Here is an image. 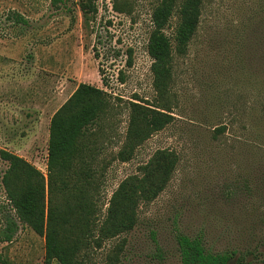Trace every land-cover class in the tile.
I'll list each match as a JSON object with an SVG mask.
<instances>
[{
	"label": "rangeland",
	"instance_id": "obj_1",
	"mask_svg": "<svg viewBox=\"0 0 264 264\" xmlns=\"http://www.w3.org/2000/svg\"><path fill=\"white\" fill-rule=\"evenodd\" d=\"M127 1L128 12H119L113 0H96L86 22L81 0L60 9L52 0H0V151L48 177L51 119L81 83L104 87L102 69L112 105L92 145L98 224L119 184L157 150L176 151L179 162L133 230L101 247L96 232L90 237L86 264L116 253L117 264H181L178 232L202 235L214 252L238 251L230 264H264V0H204L187 53L174 57L173 122L121 162L129 102L158 100L147 46L159 0ZM14 12L29 23L10 19ZM177 24L178 13L166 29L172 39ZM7 168L0 158V172ZM13 227L12 241H0V264H46L45 238L21 223L0 183V238Z\"/></svg>",
	"mask_w": 264,
	"mask_h": 264
},
{
	"label": "trees",
	"instance_id": "obj_2",
	"mask_svg": "<svg viewBox=\"0 0 264 264\" xmlns=\"http://www.w3.org/2000/svg\"><path fill=\"white\" fill-rule=\"evenodd\" d=\"M113 2L115 10L128 12L127 0ZM203 3L204 0H159L154 7L147 48L152 58L153 86L158 100L149 102L135 98L129 102L126 137L116 155L119 161L132 160L142 144L173 122L167 97L174 77V57L187 53L201 22ZM62 4L65 0H52L57 9ZM81 9L89 22L90 13H98L96 0H81ZM176 13L178 24L172 39L166 29ZM10 19L29 23L16 12ZM132 64L130 55L127 65ZM100 71L104 87L81 83L51 119L48 177L20 155L4 149L0 151V158L8 163V168L0 172V183L21 223L45 238L46 264L54 261L86 264L83 251L88 248L90 237H95V232V243L101 247L103 240L133 230L139 221L141 206L154 201L166 189L179 162L176 151L157 150L146 164L140 166L138 173L119 184L103 221L98 224L93 194L92 145L96 126L112 105L108 80L103 70ZM119 75L124 81L122 70ZM14 232L13 227L0 241H12ZM176 237L181 264H229L238 254L236 250L214 252L207 247L202 235L178 232ZM123 247L124 244L118 248L119 252ZM237 261L246 264L243 258ZM118 262L119 253H116L106 264ZM4 264L11 263L4 260Z\"/></svg>",
	"mask_w": 264,
	"mask_h": 264
},
{
	"label": "flooded vegetation",
	"instance_id": "obj_3",
	"mask_svg": "<svg viewBox=\"0 0 264 264\" xmlns=\"http://www.w3.org/2000/svg\"><path fill=\"white\" fill-rule=\"evenodd\" d=\"M229 264H230V262H229ZM246 264H249V263H246ZM250 264H252V263H250Z\"/></svg>",
	"mask_w": 264,
	"mask_h": 264
}]
</instances>
